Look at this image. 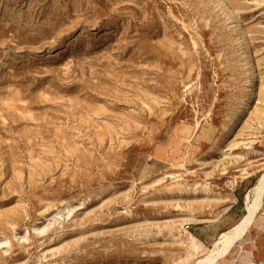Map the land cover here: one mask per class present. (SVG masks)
Segmentation results:
<instances>
[{
  "label": "rangeland",
  "instance_id": "1",
  "mask_svg": "<svg viewBox=\"0 0 264 264\" xmlns=\"http://www.w3.org/2000/svg\"><path fill=\"white\" fill-rule=\"evenodd\" d=\"M263 173L264 0H0V264H199Z\"/></svg>",
  "mask_w": 264,
  "mask_h": 264
},
{
  "label": "crops",
  "instance_id": "2",
  "mask_svg": "<svg viewBox=\"0 0 264 264\" xmlns=\"http://www.w3.org/2000/svg\"><path fill=\"white\" fill-rule=\"evenodd\" d=\"M252 187H248L245 189L243 195V199L241 200L238 196H234V199L231 204H229L225 210L224 215L221 218L222 223L215 228L213 225L206 226L203 230L201 228L195 229L194 233H191L202 245L208 243V241H215L222 235L223 233L229 231L231 228H234L237 223H239L242 217L245 215V206H242L243 200L246 201L247 195H249L252 191ZM240 190V189H239ZM264 205L261 213L259 214L255 225L251 228L250 232L247 234L245 240L237 245L239 248L238 256L233 257L232 262L230 264H264ZM216 226V224H215ZM207 233L208 235H203V233ZM251 238V239H250ZM248 239V240H247ZM252 242V248L246 250L244 246L247 244V241ZM248 245V244H247ZM246 245V246H247ZM236 246V247H237ZM232 253V252H231ZM245 254V255H242ZM230 255V254H229ZM228 258V256H226ZM225 257V258H226ZM226 258V259H227ZM225 259V260H226ZM224 258L218 264H226Z\"/></svg>",
  "mask_w": 264,
  "mask_h": 264
},
{
  "label": "bare ground",
  "instance_id": "3",
  "mask_svg": "<svg viewBox=\"0 0 264 264\" xmlns=\"http://www.w3.org/2000/svg\"><path fill=\"white\" fill-rule=\"evenodd\" d=\"M252 193V197L248 195L246 198V214L244 217L238 225L218 238L199 264H218L223 258L231 254L237 245L245 240L247 234L255 225L264 205V173L260 176ZM188 235V243L192 241L195 244V249H203L202 245L195 242L196 240H194L192 234L188 233Z\"/></svg>",
  "mask_w": 264,
  "mask_h": 264
},
{
  "label": "built area",
  "instance_id": "4",
  "mask_svg": "<svg viewBox=\"0 0 264 264\" xmlns=\"http://www.w3.org/2000/svg\"><path fill=\"white\" fill-rule=\"evenodd\" d=\"M189 229H190V226H189V225H187V226H186V230H189Z\"/></svg>",
  "mask_w": 264,
  "mask_h": 264
}]
</instances>
